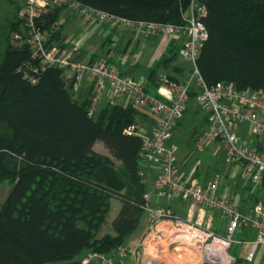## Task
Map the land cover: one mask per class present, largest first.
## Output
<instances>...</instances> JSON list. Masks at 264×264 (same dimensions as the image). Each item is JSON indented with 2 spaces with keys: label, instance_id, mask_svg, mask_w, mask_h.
<instances>
[{
  "label": "trees",
  "instance_id": "1",
  "mask_svg": "<svg viewBox=\"0 0 264 264\" xmlns=\"http://www.w3.org/2000/svg\"><path fill=\"white\" fill-rule=\"evenodd\" d=\"M76 1L133 21L174 25H184L192 7H205L200 77L208 86L231 82L238 90L264 89V0ZM62 9L51 7L41 25L50 41L66 46L58 24ZM15 25L0 38L6 44L0 52V187L10 185L0 201V264H83L86 253L109 255L124 246L141 222L148 192L142 140L125 130L150 112L131 101L108 103L90 115L92 98H75L77 81L64 70H42L25 41V20ZM181 49L151 70L156 85L186 81L170 74ZM173 68L185 76L182 67ZM193 89L190 97L197 95ZM97 142L110 154L97 151ZM113 198L121 201L114 232L101 234Z\"/></svg>",
  "mask_w": 264,
  "mask_h": 264
},
{
  "label": "built area",
  "instance_id": "2",
  "mask_svg": "<svg viewBox=\"0 0 264 264\" xmlns=\"http://www.w3.org/2000/svg\"><path fill=\"white\" fill-rule=\"evenodd\" d=\"M51 7H69L84 19L87 26L95 23L113 24L134 31L159 33L169 40L185 36L181 55L193 65L192 79L198 81L200 88L199 106L209 114L210 120V125L196 141V149L203 152L211 143L220 141L228 159L240 164L250 182L262 188L260 201L247 209H241L229 195L218 194V181L204 186L197 178L181 174L176 159L178 148L168 145V141L187 110L191 80L163 83L169 95L165 100L147 93L144 86L122 74L110 58L102 62L79 61L76 52L81 39L66 40L64 44L74 46L68 49L67 46L50 41V32L42 28L41 19ZM205 13V7L196 10L192 7L185 19L186 23L174 25L133 21L85 6L76 0H27L21 16L26 26L25 41L33 47V57L40 60L42 70L47 66L57 67L67 72L69 78H75L77 84L84 78L94 84L90 115L95 113L101 94L108 89L112 96H126L137 107L148 109L155 119L151 131L134 123L125 132L142 140L140 167L148 164L158 166L159 174L154 181L157 194L161 197L175 196L187 202V212L180 216L169 209L155 207L151 204L150 193H145L148 229L136 247L118 250L121 257H133L136 264H155L153 260L161 254L165 243L173 247L192 248L201 254L204 262L210 264H233L235 257L230 255L229 249L236 233L247 227H252L256 232L247 260L253 262L257 249L264 246V149L259 145L251 147L237 133L239 127L249 124L254 135L264 137V89L238 90L231 82L208 86L203 81L197 68V57L208 38L202 20ZM31 80L35 81V78ZM215 210L228 218L226 233L223 235L216 233L212 227L211 214ZM169 226H172V230L168 234ZM82 262L115 264L114 257L94 252L84 256Z\"/></svg>",
  "mask_w": 264,
  "mask_h": 264
},
{
  "label": "crops",
  "instance_id": "3",
  "mask_svg": "<svg viewBox=\"0 0 264 264\" xmlns=\"http://www.w3.org/2000/svg\"><path fill=\"white\" fill-rule=\"evenodd\" d=\"M26 4L27 0H1V36L10 33L11 30H13L12 28L15 29V27H17L15 24L21 19L22 13L26 9ZM63 11H69L67 20L68 26L70 22L72 25V29H70V31H65V24L60 21V16ZM60 16L58 24L60 25V29L63 35L66 36L67 40L81 39V44L80 47H78V50L83 54L85 61L94 58L95 61L102 62L110 58L117 65L121 73L131 77L135 82L147 88L150 93L165 100L168 99V91L164 88L166 86L163 83L159 85L154 83V79L151 76V70L162 58L169 56L172 49L180 50L182 48L183 38L176 39L171 42L169 39L163 37L162 41L159 42L158 39L160 35L145 31H134L122 26L107 23H95L91 26H87L84 19L77 13L73 12L69 7H63L60 12ZM79 17L81 18V23L78 26L73 25L72 22L78 20ZM20 28L23 30L22 25H20ZM153 41H156L158 45L156 48L154 47L152 49V53L147 54L149 57L146 64L147 68H149V73L142 75L138 79L137 72L141 66V60L144 58L146 51L149 49V45L153 43ZM66 46L68 49H73L74 47L72 44H67ZM178 57L177 61L171 66L170 74L179 80H191V85L195 87L197 82H194V79H192L193 66L190 64L192 69L191 67L188 69ZM176 65L184 69V77L182 73L173 68ZM162 73H164V70L159 69L158 74L161 75ZM68 75L69 74L66 72L65 76L67 78H69ZM74 92L77 93L76 98L79 101H83L86 98H93L94 84L88 78H84L74 88ZM196 98H198V101L195 107L199 108V96L194 97V99ZM192 99L193 97H190L185 113H188L191 109V104L194 100ZM130 102V99L126 96H112L110 91L107 89L101 94L98 101V107L101 109L108 103L126 106ZM195 114L198 115V110H196ZM183 122L177 124L171 139L168 141V145H175L178 148L176 152V159L181 174L197 178L204 186L210 185L213 181H218V194L229 195L235 200L238 207L241 209H247L260 201L262 188L250 182V179L243 174L240 164L232 162L228 159L226 150L220 141L211 143L203 152L197 151L196 141L202 132H204L210 125L209 114L207 113V115L204 118L199 119V121L195 120V123L192 124L196 125L197 123H200V127L203 128L202 132L198 136H196V134L199 127L191 126L190 130H188L187 127L184 129L180 128L181 125H183ZM154 123L155 119L149 113L147 118L143 119L140 124L144 126L147 131H151ZM251 132L249 124H245L237 129V133L249 145ZM179 134L181 139L177 142H173L172 138L174 136H178ZM100 144L102 145L103 150H98L96 148V146ZM255 144L256 146L259 145L264 149V141L261 139H257ZM95 149L103 154H110L108 149L101 142L96 143ZM141 172L143 174V180L148 188L147 191L151 195V204L153 206L169 209L171 212L180 216H184L186 214L187 202L169 196L161 197L157 194V190L154 188V181L159 174V169L156 164H148L145 167H142ZM151 178L153 179L150 180ZM144 215H146L144 230L139 234L136 240L141 239L148 229L149 219L146 210L144 211L143 216ZM211 220L213 230L216 233L222 235L226 233L228 225V218L226 216L222 215L220 211L215 210L211 214ZM165 227L167 228V226ZM138 228L139 226L137 229ZM170 230H172V226H169L168 234L170 233ZM134 232L129 236L126 244L121 248L127 250L133 248L132 246L136 244L135 238H131ZM255 236L256 232L252 227L243 228L236 233L235 240L229 249L230 255L235 257V262L233 264H264V246H260L257 249L253 262H249L247 260V255L251 248V242L255 239ZM118 250L109 254L114 257L115 264H136L133 257H121L118 254ZM87 254L88 253H86V255ZM147 258L151 260L154 259V257L151 258L148 256ZM139 259L142 258L139 257ZM153 261L155 264H210L204 262L201 254L192 248L186 246L173 247L166 243L161 254Z\"/></svg>",
  "mask_w": 264,
  "mask_h": 264
},
{
  "label": "rangeland",
  "instance_id": "4",
  "mask_svg": "<svg viewBox=\"0 0 264 264\" xmlns=\"http://www.w3.org/2000/svg\"><path fill=\"white\" fill-rule=\"evenodd\" d=\"M68 16H69V11H63L62 13H61V16H60V21L61 22H63V24H65V27H66V29H65V31H70V29H72V25H71V22L69 23V26H68V20H67V18H68ZM0 19H1V0H0ZM81 23V18L79 17L78 18V20H75V21H73L72 22V24L73 25H76V26H78L79 24ZM1 24H0V38H1ZM154 34H156V33H154ZM157 35H160V37H159V42L160 41H162V38L164 37L163 35H161V34H157ZM11 42V41H10ZM5 42L2 40V39H0V52L2 53V51L4 50V47H5ZM158 45V43L156 42V41H153V43H151L150 45H149V49H148V51H146V53H145V56H144V58H142V60H141V66H140V68H139V70H138V79L142 76V75H145V74H147V73H149V68H147V64H146V62H147V60H148V57H149V55L147 56V54H149V53H152V49L155 47L156 48V46ZM148 52V53H147ZM0 53V54H1ZM169 54V53H168ZM178 55H179V59L182 61V63L183 64H185L186 65V67L188 68V69H190V67H191V63L190 62H188V61H186L183 57H182V55L180 54V52L178 53ZM191 69H192V67H191ZM83 84V83H82ZM194 92L197 94L196 96H194V97H198L199 96V94H200V88H199V84L197 83L196 85H195V87H194ZM82 92V91H81ZM80 92V93H81ZM74 95H75V98L77 97V93L76 92H74ZM191 96V95H190ZM194 97H193V99H194ZM192 99V100H193ZM197 101H198V98H196V99H194L193 101H192V104H191V109L188 111V113H185V117H183L182 119V121L181 122H183L182 124L183 125H181V127L180 128H188V130H190V127L192 126H195V127H199V129H197V134H196V136H198L201 132H202V130H203V128H201L200 127V123H197L196 125H192L193 123H195V120H198L199 121V119H201V118H204L206 115H207V113L205 112V111H203L201 108H200V106H199V108L198 107H195V105L197 104ZM196 110H198V115H196L195 114V112H196ZM152 115V114H151ZM181 134V133H180ZM180 134L178 135V136H174L173 138H172V141L173 142H177V141H179L180 139H181V136H180ZM195 136V137H196ZM250 146L251 147H254V146H256V142H257V139H261L262 141H264V137H262V136H256V135H254L252 132L250 133ZM96 148L98 149V150H103V148H102V145L100 144V145H97L96 146ZM108 152V151H107ZM153 178H151L150 180H152ZM9 188H10V185H9V183L8 182H4L2 185H1V187H0V201H2L4 198H5V196L7 195V193H8V190H9ZM172 197H174V198H177V197H175V196H172ZM120 207H121V201L119 200V199H117V198H113L112 200H111V209H110V211H109V213H108V215H107V220H106V222H105V224L103 225V229H102V231H101V234H106V233H113L114 231H113V228H112V221L114 220V218L116 217V215L118 214V212H119V209H120ZM145 218H146V215H144L143 216V219L141 220V223H140V225H139V228L134 232V234L131 236V238H135V240L137 239V237L139 236V234L144 230V226H145ZM134 240V241H135ZM139 240L140 239H138V240H136V244L134 245V246H132L133 248L134 247H136L137 245H138V242H139Z\"/></svg>",
  "mask_w": 264,
  "mask_h": 264
}]
</instances>
